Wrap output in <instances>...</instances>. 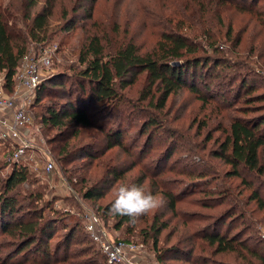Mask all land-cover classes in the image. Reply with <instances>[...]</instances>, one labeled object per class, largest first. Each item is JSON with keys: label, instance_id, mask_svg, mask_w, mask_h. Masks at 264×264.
Returning <instances> with one entry per match:
<instances>
[{"label": "rangeland", "instance_id": "374dc122", "mask_svg": "<svg viewBox=\"0 0 264 264\" xmlns=\"http://www.w3.org/2000/svg\"><path fill=\"white\" fill-rule=\"evenodd\" d=\"M14 1L19 6V0H0V7L10 6L16 21L9 24L28 34L45 0H36L28 17L11 7ZM51 9L43 30L33 29L35 38L28 34L27 49L42 43L55 47L46 74L66 86L83 66L79 53L94 34L105 52L130 41L147 53L157 51L165 33L178 32L198 48L188 57H199L208 67L196 71L203 74L199 80L186 72V84L163 105L154 89L150 100L140 73L118 89L116 105L91 104L97 122L92 127L65 130L41 123L44 105L69 98L42 95L34 102L31 130L42 149L32 154L34 161L16 162L10 143L0 141V175L5 178L14 164L26 169L27 180L9 194L17 200L19 219H51L46 243L56 254L44 259L37 246L20 252L19 237L0 231V264H110L86 230L90 212L111 236L139 245V264H264V209L253 197L256 189L264 197V173L244 172L239 178L218 156L234 117L264 116V0H54ZM78 95L73 92L72 99ZM107 131H121L124 146L109 147L114 140ZM45 153L55 161L51 172L44 169ZM121 184L143 185L165 202L135 224H119V216L103 214L102 208ZM89 187L102 190V196L84 198ZM69 230L73 235L65 245ZM215 233L228 238L233 249L212 243Z\"/></svg>", "mask_w": 264, "mask_h": 264}, {"label": "trees", "instance_id": "16d2710c", "mask_svg": "<svg viewBox=\"0 0 264 264\" xmlns=\"http://www.w3.org/2000/svg\"><path fill=\"white\" fill-rule=\"evenodd\" d=\"M36 2V0H19V6L14 1L11 7L16 9L18 6L22 14L28 17L29 9ZM53 2L54 0H45L44 6L33 16L32 27L28 33L32 37H36L33 29L39 31L45 27L46 20L52 11ZM11 9L10 6L4 9L0 7V70L5 73L8 89L12 87V77L21 57L27 50V39L30 37L28 34L19 33L14 25L9 24L11 19L16 21V15ZM197 50L196 45L189 42L184 35L173 32L163 35L158 43L157 51L140 53L136 45L128 41L105 52L100 36L94 34L79 53V60L83 66L73 73L72 81L66 86L65 81H57L55 75L45 76L35 90L30 110L32 111L34 102L38 101L42 95L53 99L69 98L65 103L58 106L56 103L44 105V111L40 114L41 123L52 128H64L65 130H68L69 127L95 126L97 122L89 113L91 104H101L102 107L116 105L121 97L118 89L131 83L134 77L143 72L148 83L150 100L153 98L154 89V91L160 92V103L163 105L171 93L176 92L186 84V78H188L186 72L189 73V70H192L190 75L198 80L201 79L203 74L195 73L204 67L207 68V63H204L199 57H188L189 54H194ZM176 61H180V63L178 64ZM51 84L59 86L60 90L52 91ZM194 90L197 91L198 89L194 88ZM73 92L82 97L78 95L79 99H72L76 98L72 96ZM248 103L251 104V101ZM241 111L246 114V111ZM75 134L77 133L74 132L73 136ZM105 134L106 137L114 140L108 144L109 147L124 146L121 131H113L112 133L107 131ZM60 152H64L63 149H60ZM81 152H86V156H91L89 151ZM218 156L231 167V173L239 178H243L244 172L263 174L264 116L234 117L230 121L229 128L220 144ZM20 164H14L11 172L5 178L0 175V231L19 237L20 252L37 246L35 252L44 259H51L56 251H49L46 238L50 237L49 234L54 223H51L50 218L38 223L37 221L41 220V215L26 221L19 219L17 216L19 208H16L17 200L9 194L17 185L27 180V171ZM113 173L117 174V172ZM102 194V190L89 187L84 190L83 197L94 199L101 197ZM253 194L260 208L264 209V197L260 190H254ZM113 201L114 199L102 208L103 214L111 211ZM117 216H119V224L130 221L126 216ZM72 235L71 230L64 235L65 245ZM39 238L40 240H38ZM210 238V241L217 243L221 250L233 249L232 243L222 234L215 233ZM104 257L106 259L105 255Z\"/></svg>", "mask_w": 264, "mask_h": 264}, {"label": "built area", "instance_id": "2783aa9c", "mask_svg": "<svg viewBox=\"0 0 264 264\" xmlns=\"http://www.w3.org/2000/svg\"><path fill=\"white\" fill-rule=\"evenodd\" d=\"M54 48L42 43L27 49L21 57L12 87L8 89L4 71L0 70V141L10 143V159L20 161L31 159L33 153L42 149L32 135L33 114L30 104L34 93L43 78L47 76L53 62ZM41 151V150H40ZM44 169L51 172L55 161L45 153ZM86 230L92 241L100 248L110 264H139L137 253L139 245L111 236L99 222L96 213L87 214Z\"/></svg>", "mask_w": 264, "mask_h": 264}, {"label": "clouds", "instance_id": "9594fccd", "mask_svg": "<svg viewBox=\"0 0 264 264\" xmlns=\"http://www.w3.org/2000/svg\"><path fill=\"white\" fill-rule=\"evenodd\" d=\"M165 200L160 194H153L143 185L121 184L115 192L111 213L126 216L135 224L139 217L163 206Z\"/></svg>", "mask_w": 264, "mask_h": 264}]
</instances>
